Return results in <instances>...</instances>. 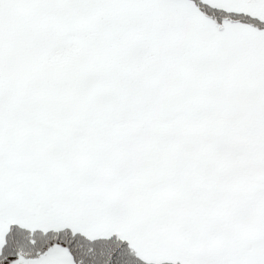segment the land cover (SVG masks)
I'll list each match as a JSON object with an SVG mask.
<instances>
[{"label":"rangeland","instance_id":"obj_1","mask_svg":"<svg viewBox=\"0 0 264 264\" xmlns=\"http://www.w3.org/2000/svg\"><path fill=\"white\" fill-rule=\"evenodd\" d=\"M56 229L264 264V0H0V262Z\"/></svg>","mask_w":264,"mask_h":264},{"label":"trees","instance_id":"obj_2","mask_svg":"<svg viewBox=\"0 0 264 264\" xmlns=\"http://www.w3.org/2000/svg\"><path fill=\"white\" fill-rule=\"evenodd\" d=\"M19 227L15 224L11 228L10 241L5 246L12 254L22 252L27 243L28 236ZM54 231L55 233L50 232L52 240L67 246L77 264H178L168 260L146 259L140 256L136 249L131 248L126 240L115 234L108 237L88 238L80 235L68 236L63 229ZM38 237L46 239L48 236L40 233ZM34 239L37 242L36 235ZM42 245H46L45 242ZM41 249L43 250L44 247L39 246L35 255L40 253ZM5 263L0 262V264Z\"/></svg>","mask_w":264,"mask_h":264}]
</instances>
